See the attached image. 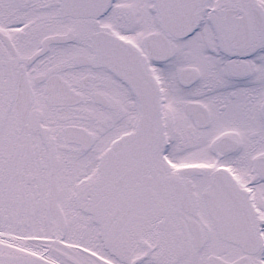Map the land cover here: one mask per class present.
<instances>
[{
	"label": "snow or ice",
	"instance_id": "snow-or-ice-1",
	"mask_svg": "<svg viewBox=\"0 0 264 264\" xmlns=\"http://www.w3.org/2000/svg\"><path fill=\"white\" fill-rule=\"evenodd\" d=\"M0 264H264V0H0Z\"/></svg>",
	"mask_w": 264,
	"mask_h": 264
}]
</instances>
